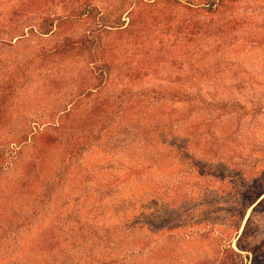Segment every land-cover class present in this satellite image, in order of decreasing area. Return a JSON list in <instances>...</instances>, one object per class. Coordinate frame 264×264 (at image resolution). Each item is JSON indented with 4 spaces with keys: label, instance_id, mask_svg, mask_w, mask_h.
Here are the masks:
<instances>
[{
    "label": "rangeland",
    "instance_id": "1",
    "mask_svg": "<svg viewBox=\"0 0 264 264\" xmlns=\"http://www.w3.org/2000/svg\"><path fill=\"white\" fill-rule=\"evenodd\" d=\"M89 1L0 0V264H249L264 0Z\"/></svg>",
    "mask_w": 264,
    "mask_h": 264
},
{
    "label": "trees",
    "instance_id": "2",
    "mask_svg": "<svg viewBox=\"0 0 264 264\" xmlns=\"http://www.w3.org/2000/svg\"><path fill=\"white\" fill-rule=\"evenodd\" d=\"M61 3H65L67 0H58ZM224 1L226 0H204L203 2L200 1L199 3H196V7H202L205 10H216L217 8H219V6H222ZM230 1V0H229ZM23 7L25 6L27 7V4L22 1ZM33 3H31L30 5H32ZM25 8V9H26ZM23 8L16 7V11L17 10H22ZM15 11V10H14ZM71 13V14H70ZM70 13H68L73 17H82L83 15H90L92 17H97L98 14L100 13V10L93 5L89 0H82V2H80L79 5H76V8L74 9V11H71ZM68 16V15H67ZM56 18L59 19H63L64 17L61 16H57V17H51V18H46L49 19L47 26H54V23L56 24ZM45 19V18H44ZM48 28L45 29V32H41V33H47L48 32ZM14 32H11L8 34V32H4V34H8L10 37H17V36H21L23 34L22 30L19 29H14ZM15 34V35H14ZM6 38V37H4ZM94 38H89L88 36H84V37H79L76 40H70V46H77L80 49H88L91 45H93V40ZM5 40V39H4ZM251 186L253 189L249 190H245L244 195L246 194L245 199L248 200V203L246 205V209L248 208V206H252L251 208V213L254 212L259 206H262V204L264 203V172L257 174L255 177H253V179L251 180ZM250 213V214H251ZM250 216V215H249ZM246 226H244V229L241 233V236L245 235V231H246ZM238 237V243H236L237 248L239 250H245L248 251L251 254L250 257V263L249 264H264V238L261 241V244L254 246L253 248H247L244 247L241 243H240V237ZM234 255H237V253L230 248L229 249ZM223 264H226L225 262ZM230 264H234V263H230Z\"/></svg>",
    "mask_w": 264,
    "mask_h": 264
}]
</instances>
